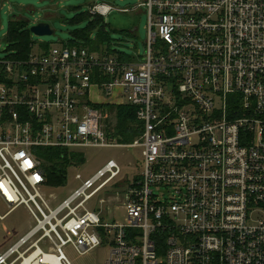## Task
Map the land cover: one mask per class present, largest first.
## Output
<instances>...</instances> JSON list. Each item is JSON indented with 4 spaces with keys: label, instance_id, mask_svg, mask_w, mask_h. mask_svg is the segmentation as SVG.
I'll return each instance as SVG.
<instances>
[{
    "label": "built area",
    "instance_id": "2783aa9c",
    "mask_svg": "<svg viewBox=\"0 0 264 264\" xmlns=\"http://www.w3.org/2000/svg\"><path fill=\"white\" fill-rule=\"evenodd\" d=\"M112 1L89 14L147 13L143 56L62 42L0 58V220L25 205L36 221L0 264H73L67 245L104 243L105 264H264V0ZM117 105L137 111L140 178L88 205L122 173L109 160L52 207L38 148L122 145ZM116 201L124 223L104 216Z\"/></svg>",
    "mask_w": 264,
    "mask_h": 264
},
{
    "label": "rangeland",
    "instance_id": "374dc122",
    "mask_svg": "<svg viewBox=\"0 0 264 264\" xmlns=\"http://www.w3.org/2000/svg\"><path fill=\"white\" fill-rule=\"evenodd\" d=\"M96 0H0V58H6L18 53L17 41L11 37L12 20L15 16L28 19L23 28L29 34L34 44L32 52L39 53L46 45L57 46L62 42H70L79 33H90L97 37L102 28L108 33V39L103 42L104 48H110L115 53H125L131 57L143 56L146 51L148 35V15L144 12L112 11L107 17L101 18L89 14V8ZM141 0H113L111 3L117 8H129L140 3ZM47 22L55 30L53 34L39 35L32 31L37 23ZM8 51L3 52L6 46ZM12 47H11V46ZM105 100L103 93H97L96 87L91 89V101L98 103ZM140 128L139 125L134 124ZM83 151L85 161L68 167V176L65 185L61 187L45 186L43 194L52 207L69 197L74 190L82 185V179L93 176L109 160H115L122 168V173L102 189L92 201L96 204L100 198H107L123 192L120 186L115 187L121 180L128 179L133 183L142 174V149L138 146L118 145L112 147H87L71 149L70 152ZM125 198V196H124ZM124 201H116L110 208L109 214L104 216L109 221L126 222V213L123 209ZM6 211L5 207L0 208ZM36 225V221L25 205L19 206L4 220H0V254L14 245L22 236ZM40 246L49 251L52 246L49 239H44ZM65 252L73 264H105L110 256L111 246L104 243L85 254L78 253L70 245Z\"/></svg>",
    "mask_w": 264,
    "mask_h": 264
},
{
    "label": "trees",
    "instance_id": "16d2710c",
    "mask_svg": "<svg viewBox=\"0 0 264 264\" xmlns=\"http://www.w3.org/2000/svg\"><path fill=\"white\" fill-rule=\"evenodd\" d=\"M15 17L17 18L15 19ZM15 17L12 20L11 37L14 41H17L18 46L14 47H18V52H24V56H27L33 43L30 40L29 34L23 30L28 19L23 16ZM107 39L108 33L102 28L98 31L97 37L95 38H93L90 33L83 32L79 33L76 39L70 41L68 44L72 46H85L89 47L91 50L97 51L101 49L103 46L102 43ZM105 49L106 51H104V54H111L113 52L110 48ZM121 54L123 58L129 59L127 54ZM113 109L116 111L117 116V121L114 125L116 129L113 134L108 133V135L116 137L122 143L133 142L135 138L140 135L142 128L135 107L130 105H117L114 106ZM134 124L139 125L140 128L135 127ZM38 150L44 160L43 166L48 186L61 187L65 185L68 176V167L75 163H81L84 160L82 154L76 152L71 153L67 148L41 147L38 148Z\"/></svg>",
    "mask_w": 264,
    "mask_h": 264
},
{
    "label": "water",
    "instance_id": "95a60500",
    "mask_svg": "<svg viewBox=\"0 0 264 264\" xmlns=\"http://www.w3.org/2000/svg\"><path fill=\"white\" fill-rule=\"evenodd\" d=\"M32 31L39 35H45V34H53L54 29L52 26L47 22H40L37 23L35 26L32 27Z\"/></svg>",
    "mask_w": 264,
    "mask_h": 264
},
{
    "label": "crops",
    "instance_id": "0c3cea01",
    "mask_svg": "<svg viewBox=\"0 0 264 264\" xmlns=\"http://www.w3.org/2000/svg\"><path fill=\"white\" fill-rule=\"evenodd\" d=\"M95 51V50H94ZM104 51H106V49L104 48V46H102L101 47V49H98L97 50V52H99V53H104ZM112 53H114V51L112 52ZM111 53V54H112ZM130 58H132V57H129V59ZM110 109V111L112 112V117L115 119V121L113 122L114 123V125H115V123H116V121H117V116H116V111L113 109V107L112 108H109ZM140 127V126H139ZM113 131H112V133H110V134H113L114 133V131H115V129H116V127H114L113 126ZM141 131H142V128H141ZM142 133V132H141ZM141 133H140V135H141ZM139 135V136H140ZM139 136H137L136 138H135V140L139 137ZM115 140L117 141V142H119L120 144H122V145H127V144H131V143H133V142H131V143H122L121 141H119L116 137H115ZM69 150H71V149H69ZM76 153H79V154H82V156H83V158H84V160L82 161V162H84L85 161V154L83 153V151H79V152H76ZM81 162V163H82Z\"/></svg>",
    "mask_w": 264,
    "mask_h": 264
}]
</instances>
